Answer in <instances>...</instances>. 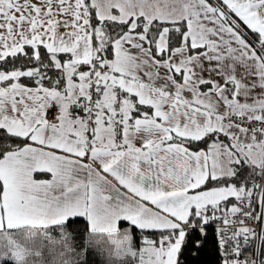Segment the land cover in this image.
Instances as JSON below:
<instances>
[{"label":"snow or ice","instance_id":"6c2138e0","mask_svg":"<svg viewBox=\"0 0 264 264\" xmlns=\"http://www.w3.org/2000/svg\"><path fill=\"white\" fill-rule=\"evenodd\" d=\"M0 129V264H264V0H0Z\"/></svg>","mask_w":264,"mask_h":264},{"label":"trees","instance_id":"16d2710c","mask_svg":"<svg viewBox=\"0 0 264 264\" xmlns=\"http://www.w3.org/2000/svg\"><path fill=\"white\" fill-rule=\"evenodd\" d=\"M49 75L51 76L52 73L50 72ZM22 83L26 85H34L32 81L23 80ZM48 86V85H46ZM20 141L17 138L10 137L8 134L0 129V146H7L12 145L15 146ZM3 148L0 147V151ZM235 202V201H233ZM123 224H127V222H123ZM87 229L88 223L83 218H77L75 220H71L67 225V230L72 233L75 237L76 244L78 246H83L86 236H87ZM131 230L133 232V236L136 242V245H140L139 238L146 235L145 232L138 230L135 227L131 226ZM25 230H17L14 232V236L17 240H23L22 238ZM51 234L56 238L59 239L58 232L59 230L56 228L50 229ZM206 235H202L199 232H193L191 235V239L196 241L199 238V243L201 244L200 248L190 247L186 248L184 251L181 260L184 264H221V253L218 251L214 241L217 237V228L214 226L213 222L205 229ZM153 237L157 235V233H152ZM40 238V237H39ZM95 238L101 241V247H106L105 242L99 238L95 234ZM41 242L37 241L35 243V247L39 248ZM80 248H77L79 251ZM87 264H107L106 255L102 254L100 251L94 248H89L87 251ZM43 260L49 261L50 260V253L47 250H44ZM39 264V262H37Z\"/></svg>","mask_w":264,"mask_h":264},{"label":"rangeland","instance_id":"374dc122","mask_svg":"<svg viewBox=\"0 0 264 264\" xmlns=\"http://www.w3.org/2000/svg\"><path fill=\"white\" fill-rule=\"evenodd\" d=\"M237 72H238V73H242V71H241L239 68L237 69ZM25 85H26V84H25ZM26 86H29V85H26ZM119 225H125V224H123V222H120ZM120 229H121V228H120ZM121 230H122V231H124V230H128V231L130 232V234L133 236V232H132V230H131L130 228H127V229H121ZM96 235H97L99 238H101V239L105 242L106 247L109 246V245H108V237H107L106 234H103V235H101V234H96ZM22 236H23L22 238H25V237L27 236V232L24 231V234H23ZM133 238H134V236H133ZM41 240H42V237L40 236V238H39V233H37V235L34 236L31 240L23 239V240H18V241H20L21 243L26 244V245L29 246V247H35V243H36L37 241L41 242ZM134 243H135V246H136L135 239H134ZM51 247H52L51 245H45V246H44V250H47V251H48V249H50ZM136 247H137V246H136ZM137 248H139V247H137ZM48 253H49V251H48Z\"/></svg>","mask_w":264,"mask_h":264},{"label":"crops","instance_id":"0c3cea01","mask_svg":"<svg viewBox=\"0 0 264 264\" xmlns=\"http://www.w3.org/2000/svg\"><path fill=\"white\" fill-rule=\"evenodd\" d=\"M242 72H243V69L242 68H239ZM35 85H29V87H34ZM260 92V89H256L255 92L253 93V95H255L256 93H259ZM249 102H251V99H249ZM55 108V106H53ZM95 166V165H94ZM34 178H37V179H50V174H46V173H36L34 174ZM108 179H113L111 176L108 177ZM115 183V181H113ZM121 222H126V221H121ZM119 228L121 229H127V228H130L131 229V225L129 222H127V224L125 225H119ZM120 229V230H121ZM122 231V230H121ZM103 235V234H101ZM40 237V235H39ZM137 247H140V245H136Z\"/></svg>","mask_w":264,"mask_h":264},{"label":"built area","instance_id":"2783aa9c","mask_svg":"<svg viewBox=\"0 0 264 264\" xmlns=\"http://www.w3.org/2000/svg\"><path fill=\"white\" fill-rule=\"evenodd\" d=\"M53 112H55V108H54V107H53V108L50 110V112L48 113L49 119H52V114H53ZM257 126H259V125H257ZM213 224H214V226H215L217 229L220 228V227L222 226L221 223H220L219 221L213 222ZM253 227H255V225H253ZM250 252H251V249H246L245 252L242 253V255H241V259H243V256H244L245 254H249Z\"/></svg>","mask_w":264,"mask_h":264}]
</instances>
